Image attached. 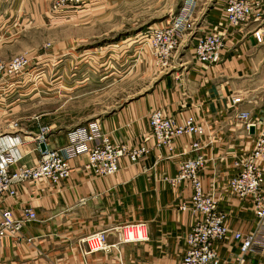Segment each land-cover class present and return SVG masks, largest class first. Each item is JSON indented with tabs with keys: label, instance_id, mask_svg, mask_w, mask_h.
<instances>
[{
	"label": "crops",
	"instance_id": "1",
	"mask_svg": "<svg viewBox=\"0 0 264 264\" xmlns=\"http://www.w3.org/2000/svg\"><path fill=\"white\" fill-rule=\"evenodd\" d=\"M209 1L213 2L204 21L221 31L225 27L221 15L226 0H203L206 4ZM259 1L264 14V0ZM255 25L229 28L227 51L217 64L209 67L193 59L190 42L187 45L190 58L180 62L184 69L182 78L161 86L150 101L128 104L100 119L102 130L112 139L128 141L130 145L148 135L149 112L158 106L179 119L194 115L204 121L210 141L199 151L207 159L201 171L203 188L214 193L219 208L227 212L228 226L234 231L251 230L257 223L249 201L237 199L227 189L228 178L235 173L233 161L251 149L252 139L235 120L233 110L226 107L230 96L243 92L255 101L240 108L258 116L264 113V46L255 45L250 32ZM16 79L0 81L3 135L8 132L5 114L14 110L11 100H7L11 96L8 86L16 84ZM32 134L21 149L15 147L21 141L19 137L1 135L0 152L10 149L20 157L16 166L34 165L40 152L35 140L37 133ZM192 139L182 137L171 153L154 151L136 163L122 158L119 171L113 175L91 174L85 169L87 158L80 156L71 161V176L60 185L41 182L21 185L17 199L0 201V207H13L16 218L24 216L25 207H32L37 219L26 223L17 237L2 241L0 264H118L120 255L125 264H180L186 249L185 236L194 217L179 205L191 197L192 189L187 183L172 187L164 177L175 175L179 164L197 153L189 149ZM98 142L95 140L92 145ZM48 143L54 147L65 145L67 133L52 134ZM128 224H142L146 239L114 246L119 230ZM102 231L112 246L106 251L87 253L84 238ZM238 252V241L226 238L217 245L218 264H237ZM241 264H264V249L245 255Z\"/></svg>",
	"mask_w": 264,
	"mask_h": 264
},
{
	"label": "built area",
	"instance_id": "2",
	"mask_svg": "<svg viewBox=\"0 0 264 264\" xmlns=\"http://www.w3.org/2000/svg\"><path fill=\"white\" fill-rule=\"evenodd\" d=\"M197 7V0H185L179 13L168 24L151 28L141 35L157 63H166L170 59L186 31L191 34L195 31L191 42L192 57L206 67L217 64L227 51V40L231 37L229 28H242L256 23L250 31L251 35L255 45L264 46V14L259 0H226L221 15L225 27L221 31L211 25L196 28ZM30 64V58L25 56L0 60V81L14 79ZM254 101L247 93L237 92L226 103V107L233 110L235 120L241 123L245 133L252 139L251 149L235 157V173L227 181V189L234 197L246 199L251 204L257 219L256 226L251 230L230 229L226 221L227 212L219 208L214 193L203 188L201 171L207 159L199 151L210 141L207 124L194 115L179 119L162 106L151 109L148 135L135 145L112 139L110 134L102 130L100 122L95 120L68 131L67 143L54 147L48 143L50 127L41 126L35 136L40 157L34 165L16 166L20 157H16L10 149L0 152V201L17 199L19 187L24 184L41 182L60 185L71 176V161L80 156L87 158V171L104 177L119 171L122 158L136 163L154 151L171 153L178 139L190 136L193 139L189 149L197 153L182 161L175 175L164 177L172 187L187 183L192 189L191 197L179 205L181 210L190 212L194 217L185 236L186 249L180 264H218L217 245L228 237L238 241L239 252L235 261L241 264L245 255L256 249H264V113L258 116L240 108L244 103ZM95 140H99L98 144L92 145ZM42 142L47 145L45 151L40 148ZM36 219L37 214L32 207L24 208L22 218L14 216V209L10 205L0 207V245L5 238L17 237L26 223ZM142 229V224L124 225L118 232V243L113 245L145 240ZM27 240L32 241L31 238ZM84 243L87 253L106 251L112 246L108 244L105 231L86 236ZM117 263L125 264L121 255Z\"/></svg>",
	"mask_w": 264,
	"mask_h": 264
},
{
	"label": "rangeland",
	"instance_id": "3",
	"mask_svg": "<svg viewBox=\"0 0 264 264\" xmlns=\"http://www.w3.org/2000/svg\"><path fill=\"white\" fill-rule=\"evenodd\" d=\"M184 1L1 2L0 60L17 56L31 60L29 68L15 77L18 82L8 86L7 100L14 110L5 114L4 134L19 137L15 147L21 149L41 126L50 127L47 138L66 134L100 122L128 104L150 101L161 86L182 78L180 62L190 58L187 45L195 31L184 33L166 63L156 62L141 35L168 24ZM197 2L196 28L207 25L204 17L213 1Z\"/></svg>",
	"mask_w": 264,
	"mask_h": 264
},
{
	"label": "water",
	"instance_id": "4",
	"mask_svg": "<svg viewBox=\"0 0 264 264\" xmlns=\"http://www.w3.org/2000/svg\"><path fill=\"white\" fill-rule=\"evenodd\" d=\"M250 130H251V132H253V128H251ZM46 146L47 145H46L45 142L40 143V148H41L42 151H45L46 150Z\"/></svg>",
	"mask_w": 264,
	"mask_h": 264
},
{
	"label": "bare ground",
	"instance_id": "5",
	"mask_svg": "<svg viewBox=\"0 0 264 264\" xmlns=\"http://www.w3.org/2000/svg\"><path fill=\"white\" fill-rule=\"evenodd\" d=\"M142 233H143V235H144L145 237H147L146 234H145V229H142Z\"/></svg>",
	"mask_w": 264,
	"mask_h": 264
}]
</instances>
